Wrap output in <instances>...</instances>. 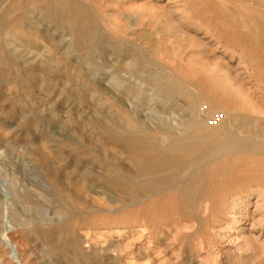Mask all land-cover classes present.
Wrapping results in <instances>:
<instances>
[{"label":"rangeland","instance_id":"1","mask_svg":"<svg viewBox=\"0 0 264 264\" xmlns=\"http://www.w3.org/2000/svg\"><path fill=\"white\" fill-rule=\"evenodd\" d=\"M0 264H264V0H0Z\"/></svg>","mask_w":264,"mask_h":264},{"label":"bare ground","instance_id":"2","mask_svg":"<svg viewBox=\"0 0 264 264\" xmlns=\"http://www.w3.org/2000/svg\"><path fill=\"white\" fill-rule=\"evenodd\" d=\"M194 107H192V109H193ZM195 109V108H194ZM199 118V117H198ZM213 123L212 124H210V123H201V122H198V121H193V122H191V121H183V123L181 124V126L184 128V130H183V132L186 134V135H184V137L185 138H187L188 137V135H190V134H192V133H194V132H198V131H202L201 133H202V135H200V136H197V137H192L191 138V140H190V143H188L187 144V142H182L181 141V143L180 142H171V144L170 145H168L167 147H168V149H169V151H172V150H170V149H176V146H178V149H179V146L181 145V144H187V146H186V150H189L190 151V149H192L193 147H194V145H197V143H198V138L199 137H206V136H208V137H210V136H213L216 132H217V130H218V126H217V124H216V120L215 121H212ZM207 128H210L211 129V131H209ZM196 136V135H195ZM214 138V137H213ZM177 139V138H176ZM203 139V138H202ZM237 139V138H236ZM172 141V140H171ZM201 141V140H200ZM208 141V140H207ZM173 143V144H172ZM229 143V141H228V139H224V141H222L221 142V145H223V146H225V145H227ZM240 143V142H239ZM193 146V147H192ZM199 146V145H198ZM202 145H200V147H201ZM181 147V146H180ZM197 147V146H196ZM210 147V146H209ZM166 149V148H165ZM193 151V150H192ZM195 151V150H194ZM180 153V152H179ZM186 154V153H185ZM168 155V154H167ZM191 156V155H190ZM191 158V157H190ZM164 159H169V158H164ZM163 160V159H162ZM183 163V162H182ZM163 167V166H162ZM153 169V168H152ZM156 172V171H155ZM150 173V172H149ZM153 174H151V176H152ZM173 177H175V175H172V176H170V179H172ZM236 205L238 204L237 202L235 203Z\"/></svg>","mask_w":264,"mask_h":264}]
</instances>
